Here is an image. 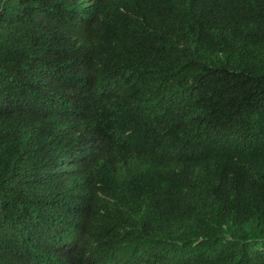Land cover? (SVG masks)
Returning <instances> with one entry per match:
<instances>
[{"label": "trees", "instance_id": "obj_1", "mask_svg": "<svg viewBox=\"0 0 264 264\" xmlns=\"http://www.w3.org/2000/svg\"><path fill=\"white\" fill-rule=\"evenodd\" d=\"M28 253L264 264V0H0V264Z\"/></svg>", "mask_w": 264, "mask_h": 264}, {"label": "clouds", "instance_id": "obj_2", "mask_svg": "<svg viewBox=\"0 0 264 264\" xmlns=\"http://www.w3.org/2000/svg\"><path fill=\"white\" fill-rule=\"evenodd\" d=\"M100 140H101L100 136L96 135L94 138H91L90 140L86 141L85 144L88 146V149H87L88 152L86 151V152L83 153V152L79 151V154H77L78 159L80 161L83 158L87 159L88 156H89V152L93 153V152H95L97 150V147L99 145ZM156 140H157V136L153 134V138H152L151 142H154ZM148 143H150V142L148 141ZM85 144H83V145L85 146ZM152 149L153 148H152V146L150 144L148 150L150 151ZM71 154H73V153L69 152L67 155H71ZM38 256H40V255H38V254L35 255L33 253H28V256L26 255V257L29 258L30 260L22 262V264H34L32 262V260L34 258H36V257L38 259V264H73L72 259L68 257L69 255H65V257H63V259L61 261H58V262L48 261L45 257L41 258V257H38ZM19 264H21V262H19Z\"/></svg>", "mask_w": 264, "mask_h": 264}]
</instances>
